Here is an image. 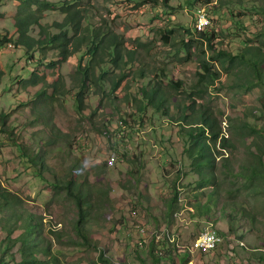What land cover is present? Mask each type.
Returning <instances> with one entry per match:
<instances>
[{"label":"rangeland","instance_id":"rangeland-1","mask_svg":"<svg viewBox=\"0 0 264 264\" xmlns=\"http://www.w3.org/2000/svg\"><path fill=\"white\" fill-rule=\"evenodd\" d=\"M50 1L57 8L45 10L41 23L56 34L54 25L67 16L63 2L73 0ZM74 1L87 18L85 26L118 35L135 57L128 78L113 94L109 84L93 87L80 108L77 55L62 60L59 50L45 55L36 50L34 63L27 65L32 58L25 48L0 44V112L8 114L10 128L6 131L0 119L2 263L23 261L21 236L35 220V253L44 264H52L51 255L39 244L51 246L59 264H104L103 251L119 264H264V180L248 178L254 166L264 172V81L251 66L212 61L222 49L237 53L245 48L262 59L264 73V0ZM18 5V0H0V41L17 38L12 18ZM202 7L209 14L207 31L216 38V53L185 30L193 31ZM40 30L33 27L31 35L39 37ZM42 56L56 64L40 66ZM201 63H210L220 79L203 85ZM170 81L182 87L170 88ZM150 84L166 91L171 114L180 103H189L219 119L230 145L223 149L218 143L210 170L214 183L199 188L183 125L128 103ZM33 154L45 156V170L31 162ZM71 169L89 193L83 226L89 241L78 231L74 197L56 187ZM177 192L170 220L167 205ZM164 228L170 241L165 236L156 242L153 231ZM205 231H216L222 241L212 250H193V241Z\"/></svg>","mask_w":264,"mask_h":264},{"label":"trees","instance_id":"trees-1","mask_svg":"<svg viewBox=\"0 0 264 264\" xmlns=\"http://www.w3.org/2000/svg\"><path fill=\"white\" fill-rule=\"evenodd\" d=\"M19 5L17 7V13L12 18V23L16 29L17 38L4 37L0 44L9 43L10 46L16 48H25L27 56L31 55V58L27 65L33 64L35 60L34 52L40 51L41 53L48 52L49 49L59 50L60 58L62 60H68L70 57L77 55L79 58V71L78 77L81 85V92L78 95V107L82 108L84 104V94L91 91L93 87L103 89L105 84L112 86L110 91L118 89L122 82L128 78V66L132 62V58L135 57L133 51L126 48L124 42L119 39L118 35L109 33L107 31H101L91 29L90 26H85L83 20H87L84 16V12L77 7L76 1H65L63 2L62 8H64L67 14L65 21L60 25H54L58 29V33L53 34L47 26L42 25V14L45 10L57 8V3L50 0H18ZM40 26L41 30L39 37L31 35L32 28ZM186 32L194 36V38L201 42L206 43L208 48L212 52H217L216 46L214 45L216 38L211 32L207 30L203 33H199L196 30L194 23L193 31L185 29ZM173 32V29L169 31ZM186 48H189L188 42H185ZM251 49L250 47H246ZM237 53L232 51L227 52L222 49L218 52L216 58H212V61H229L230 65L240 62L247 66H251L256 73L259 81H264V73L260 65L262 59L253 51L244 50L245 48H239ZM89 57L88 63L83 66L84 60ZM46 57L42 56L37 60L40 64L50 67L56 64L53 60L50 63L46 62ZM250 67V68H251ZM199 68H202L204 74H201L202 84L209 82L210 79H220L216 73L213 72L210 63H201ZM112 69V70H111ZM114 70H119L116 73ZM144 76L143 73H139V77ZM213 79V80H214ZM202 86V85H201ZM170 88L180 89L181 83H175L170 81ZM40 91V94H43ZM104 94L110 96L105 90H102ZM45 94V93H44ZM43 94V95H44ZM168 98L166 91L162 90L157 84H150L147 88H139L136 97L130 96L128 103L131 105L139 103L141 108H151L154 111L161 112L163 115L168 116L176 123L183 125V134L186 137L187 147L186 153L192 160V166L197 171L200 180L198 182L199 188H204L207 183H214L215 178L213 173L210 171L213 168V161L215 160L218 150V143L223 149H226L230 143L227 138L222 136V129L219 125V119L212 114V112L204 106H196L189 103H180L176 106V114H171L167 106ZM196 106V107H195ZM142 111V110H141ZM0 119L2 126L6 131L10 128L7 125L8 114L0 112ZM264 137V131H260ZM224 135V134H223ZM31 162L40 167V170L46 169L45 156L33 154L31 156ZM39 170V171H40ZM66 173V179L56 180V187L59 190L66 191L71 197H74L80 212V219L78 220V231L82 236L89 241L87 229H83L85 221L89 217V193L84 188L83 184L78 179V173L74 169ZM251 181H262L264 180V172L259 170L257 166H254L251 174L248 175ZM59 185V186H58ZM260 191H264L263 188ZM177 195L172 198L167 205V215L171 220L175 206L177 203ZM206 208H210L208 205ZM201 211V209H199ZM203 211V210H202ZM201 211V212H202ZM194 213V210L192 211ZM38 223L35 220L26 224L25 231L21 236V252L23 253L24 259L19 264H44L40 262L38 255L35 253L37 247L36 239ZM166 229V228H165ZM170 231L169 229H166ZM167 237V236H166ZM170 241V239H168ZM39 248L48 256V261L52 264H59L56 258L51 254V246H41ZM100 260L104 264H119L115 263L109 257H107L105 251L100 253ZM0 264L2 261L0 260Z\"/></svg>","mask_w":264,"mask_h":264},{"label":"built area","instance_id":"built-area-1","mask_svg":"<svg viewBox=\"0 0 264 264\" xmlns=\"http://www.w3.org/2000/svg\"><path fill=\"white\" fill-rule=\"evenodd\" d=\"M211 25V21L209 18V14L207 10L202 7L199 8L195 14V26L196 30L199 33L205 32ZM114 156L111 158V163H114ZM138 215L137 211L134 210L131 212L132 217H136ZM139 229L141 233H145L147 230V227H145L144 223L139 225ZM170 233L168 230L160 229V230H154L153 231V237L156 242H160V240L164 239L165 236L170 238ZM222 241V237L216 233V231H205L202 233L199 237H197L193 241V250L199 251H206V250H212Z\"/></svg>","mask_w":264,"mask_h":264}]
</instances>
